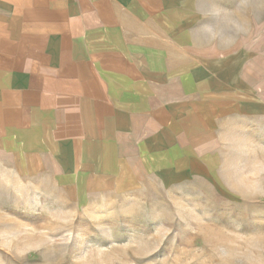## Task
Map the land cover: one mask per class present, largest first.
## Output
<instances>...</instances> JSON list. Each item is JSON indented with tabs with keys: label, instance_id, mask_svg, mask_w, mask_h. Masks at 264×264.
Returning <instances> with one entry per match:
<instances>
[{
	"label": "crops",
	"instance_id": "0c3cea01",
	"mask_svg": "<svg viewBox=\"0 0 264 264\" xmlns=\"http://www.w3.org/2000/svg\"><path fill=\"white\" fill-rule=\"evenodd\" d=\"M187 4L0 0V169L96 210L154 186L224 190L232 136L264 121L259 28L193 52Z\"/></svg>",
	"mask_w": 264,
	"mask_h": 264
},
{
	"label": "rangeland",
	"instance_id": "374dc122",
	"mask_svg": "<svg viewBox=\"0 0 264 264\" xmlns=\"http://www.w3.org/2000/svg\"><path fill=\"white\" fill-rule=\"evenodd\" d=\"M232 138L224 190L202 181L125 196L99 213L116 219L107 238L89 225L96 209L0 169V264H264V121Z\"/></svg>",
	"mask_w": 264,
	"mask_h": 264
},
{
	"label": "clouds",
	"instance_id": "9594fccd",
	"mask_svg": "<svg viewBox=\"0 0 264 264\" xmlns=\"http://www.w3.org/2000/svg\"><path fill=\"white\" fill-rule=\"evenodd\" d=\"M187 14L196 23L185 37V47L193 52L229 51L234 49L243 38L249 36L255 25L264 23V0H237L236 7L225 9L223 0H188ZM199 34V35H197ZM105 209L96 210V219L89 222L106 238L116 230V219L111 224H103L99 214ZM44 257H42V264Z\"/></svg>",
	"mask_w": 264,
	"mask_h": 264
}]
</instances>
